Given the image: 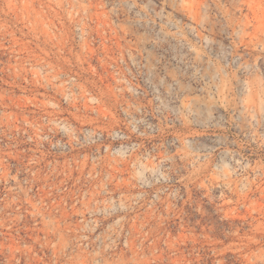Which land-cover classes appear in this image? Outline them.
Listing matches in <instances>:
<instances>
[{
	"label": "rangeland",
	"instance_id": "1",
	"mask_svg": "<svg viewBox=\"0 0 264 264\" xmlns=\"http://www.w3.org/2000/svg\"><path fill=\"white\" fill-rule=\"evenodd\" d=\"M0 264H264V0H0Z\"/></svg>",
	"mask_w": 264,
	"mask_h": 264
}]
</instances>
